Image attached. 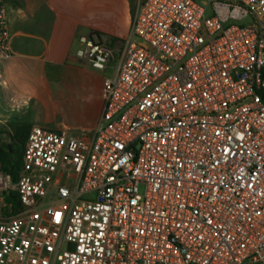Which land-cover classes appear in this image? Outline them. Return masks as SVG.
<instances>
[{"label":"built area","instance_id":"1","mask_svg":"<svg viewBox=\"0 0 264 264\" xmlns=\"http://www.w3.org/2000/svg\"><path fill=\"white\" fill-rule=\"evenodd\" d=\"M80 43L110 71L101 116L32 125L0 169V206L22 205L0 209V264H264V0H137L123 40Z\"/></svg>","mask_w":264,"mask_h":264},{"label":"crops","instance_id":"2","mask_svg":"<svg viewBox=\"0 0 264 264\" xmlns=\"http://www.w3.org/2000/svg\"><path fill=\"white\" fill-rule=\"evenodd\" d=\"M136 4L137 0H6L13 54L0 60V122L7 109L31 102L36 91L58 86L66 102L77 108L78 123L86 125L71 132L92 135L103 110L99 113L97 108L104 106L99 81L109 70L94 69L78 57L80 37L108 45L123 40Z\"/></svg>","mask_w":264,"mask_h":264},{"label":"rangeland","instance_id":"3","mask_svg":"<svg viewBox=\"0 0 264 264\" xmlns=\"http://www.w3.org/2000/svg\"><path fill=\"white\" fill-rule=\"evenodd\" d=\"M105 74L109 75L110 71H107ZM99 82L101 92L104 78ZM64 96V92L58 86H55L54 89L49 91H36L33 94L31 102H19L20 104H17L18 107L15 109H7L4 116L5 121L0 122V145L12 143L16 127L21 123L29 124L31 127L33 124H36L34 121H38L44 122V125L47 127L70 131H76L79 130L80 126L82 128L86 126L78 123L79 118L75 114L77 108L67 103ZM102 107L101 103V106L97 108L99 113ZM95 124L92 125L91 131L96 128Z\"/></svg>","mask_w":264,"mask_h":264},{"label":"trees","instance_id":"4","mask_svg":"<svg viewBox=\"0 0 264 264\" xmlns=\"http://www.w3.org/2000/svg\"><path fill=\"white\" fill-rule=\"evenodd\" d=\"M115 39V38H114ZM30 125L21 123L17 125L12 143L0 145V169L12 173L14 176L23 165V149L27 140ZM4 201L0 209L6 214H15L22 208L16 193L4 195ZM11 204L12 211L9 212L8 205Z\"/></svg>","mask_w":264,"mask_h":264}]
</instances>
